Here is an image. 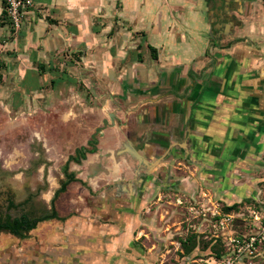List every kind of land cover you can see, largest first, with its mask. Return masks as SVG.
<instances>
[{
  "label": "crops",
  "instance_id": "obj_1",
  "mask_svg": "<svg viewBox=\"0 0 264 264\" xmlns=\"http://www.w3.org/2000/svg\"><path fill=\"white\" fill-rule=\"evenodd\" d=\"M4 7L0 0V66H16L23 83L36 73L33 113L74 138L103 127L100 140L116 135L114 145L122 132L136 156L144 145L162 153L167 170L202 167L201 180L218 183L215 197L228 205L250 197L229 183L264 150V0H34L14 32ZM254 30L256 51L243 41ZM128 212L72 246L68 226L41 232L49 260L38 264H139Z\"/></svg>",
  "mask_w": 264,
  "mask_h": 264
},
{
  "label": "flooded vegetation",
  "instance_id": "obj_2",
  "mask_svg": "<svg viewBox=\"0 0 264 264\" xmlns=\"http://www.w3.org/2000/svg\"><path fill=\"white\" fill-rule=\"evenodd\" d=\"M234 6L235 1H232L225 13L229 19L235 18ZM33 115L36 116V113ZM42 115L44 118L38 119L37 127L38 130L43 128L41 132L44 136L49 129V141L41 138L39 135L42 133L35 131L33 127L28 129L31 150L30 157L24 158L27 168L21 166L23 163L19 162L18 157L22 153L15 149L17 145L14 139H19L18 135L14 139L13 136L10 137V141L7 133L9 126L13 134L18 132L24 121L21 122L18 117L16 123L8 121L0 128V137L5 142L6 150L8 149L6 159L0 158V226L4 227L0 233L8 234V238L2 239L3 243L0 242V258H3L5 251L15 246L18 248L13 252L20 254L25 245L23 243L36 239L45 229L71 225L74 227L78 224L83 226L87 217L91 216L90 220L96 221L105 214H118L122 209L132 208L135 194H144L151 186L155 187L151 191L156 192L157 188H165L171 182L169 170L161 166L167 158H162V153L152 155V150L145 145L136 147L139 153L136 156L131 151V141L126 140L124 145L122 140L126 137L122 136V132L121 139L117 140L119 143L116 141L114 145L107 139H113L116 135L100 140L104 135L103 127L96 128L88 140L83 132H76L79 134L74 138L72 133L70 136L66 134L61 127L63 124L55 123L54 118L47 114ZM3 165H13L16 168L10 170L2 168ZM55 166L58 174L55 173ZM152 169L155 170L152 172ZM162 169H166L165 174L161 172ZM94 170L100 176L98 180L89 177L88 173ZM69 174H72L74 180L69 181ZM200 174L199 171L198 177ZM163 175H166L165 180ZM155 181L160 184L157 185ZM77 188H82L86 196L75 197ZM122 191H126L127 195L123 196ZM143 197L140 202L144 201ZM92 198L97 203L101 201L97 205L95 201L92 203ZM24 247L29 255L36 253L32 249L33 245Z\"/></svg>",
  "mask_w": 264,
  "mask_h": 264
},
{
  "label": "rangeland",
  "instance_id": "obj_3",
  "mask_svg": "<svg viewBox=\"0 0 264 264\" xmlns=\"http://www.w3.org/2000/svg\"><path fill=\"white\" fill-rule=\"evenodd\" d=\"M254 14H258V12L255 10ZM249 21L248 24L250 25L254 19ZM9 28L12 32L16 31L12 26ZM243 41L248 47L253 48L256 51V46L258 43H261V38L256 37V30H254L244 38ZM36 76L37 75L34 71L29 72L23 83L20 81L21 75L16 70V66H0V128L3 125L5 126L8 121L10 123H16V118L18 117H20L21 122L24 121L18 132L13 134L9 126L8 129L10 130H8L7 133L9 134L8 140L10 141V137L13 136L12 139H14L18 135L19 139H14V142H16L17 145L15 149H19L18 151L22 153L21 156L18 157L19 162L23 163L21 166L26 168L28 166L26 165L27 161H25L24 158L30 157L29 150H31L30 132L28 129L33 127L37 132L43 130V128L38 130L37 122L38 119L43 120L42 118H44V116L39 115L38 113H36L37 117L34 116V113L30 109V103L27 102L29 99V95L27 94L31 93V89L37 87L35 85H30V83L33 84L37 81ZM27 79L31 81H27ZM2 101L4 103H2ZM45 132V136L42 132V135L39 136L46 139L48 142L49 129ZM4 143L5 142H3L0 137V158L6 159L8 149L6 150ZM253 162L254 164L247 171H240L238 177L234 176L230 179H234L233 182L229 183L233 188H236L238 191L249 190L250 197L248 199H241L239 208L231 212L236 214V217L228 226L227 230H225L226 232L232 230L235 233L240 234L252 232V212L256 211L260 216H264V150L259 151L257 159L253 160ZM187 163L191 168H183L182 166L181 168H177L174 166L175 168L171 167L169 169L171 182L167 187L157 188L156 192H154L151 190L155 187L151 186V188H148L144 194L141 193L142 196L141 194H135L136 198L131 210L136 215L137 220L134 223V217L131 214L130 216H127L126 219H128V222L131 224V231H129L128 238L137 245V251L140 250V248L142 250L141 254H134L138 256L139 259L143 260L139 261V264H179L184 257L181 253L182 248L179 240L185 238L190 232L195 231L199 233L204 240L218 237L217 235H220V238L223 236L224 230L216 225L221 217L224 216L222 207L228 204H226L223 199L215 197L217 195L216 191L219 190V186H217L218 183L203 182L200 177H198L200 169L199 171L195 170V172L192 173L194 167L191 162ZM6 167L10 170L16 168V166L13 165L2 166V168ZM161 172L165 174L164 172H166V169H162ZM55 173L58 174L57 166H55ZM96 173L97 172L94 170L90 171L88 174L92 179L98 180L100 176ZM163 176L165 180L166 175ZM156 184L159 185L160 183L156 182ZM229 184L225 183L227 186H229ZM75 192L74 196L77 198L78 195H82V197L86 196V193H84L82 188H77ZM121 193L123 196L127 195L126 191H122ZM141 197L144 198L143 202H140ZM122 200H124V198ZM179 200L182 202L179 203ZM94 201L95 199L92 198V203H94ZM100 201L101 200L98 202L100 203ZM82 202L85 203L84 200H82ZM95 202L97 205L99 204L97 201ZM81 207H83V205ZM128 209L130 208L122 209L118 214L115 213L116 211H113L115 215L105 214L102 219L96 221L90 220L91 216L87 217V222H83V226H80L79 224L74 227L73 225H71V227L68 226L67 228L72 232V236L75 237L73 238L75 240H70L72 241L70 246L74 244L73 242L80 241L82 236H86V233H90L89 231H92L93 227L104 225L107 221H110V219L123 220L125 212L129 213ZM56 228L58 231L59 226ZM52 229L54 228H51L50 230ZM46 230L47 229H45V231ZM81 230H83V232H81ZM95 232H97V230ZM125 232L126 230L124 233ZM7 235V233H0V242H2V239L8 238ZM40 238H42V236L38 235L36 239L32 238L29 242L23 243L25 245H23L22 249H24V246L26 245H33L32 249L36 250L35 254L29 255L27 252L17 254L16 252H13L18 248V246H15L14 248L5 251L6 253L3 258H0V263L38 264L43 260H49V258L45 257L47 250L46 247L43 248L44 250L40 249L43 246V243L39 244L38 242ZM119 241H122V239L119 238ZM195 252L200 254L199 250H196ZM23 255H25V257H23ZM150 256L155 258L151 263L147 261ZM206 257L207 256L203 257L201 254L196 255L191 259L190 263L201 264L200 259ZM22 258L25 260V263L20 260ZM251 261L254 264H264V242L260 245L257 255L252 258Z\"/></svg>",
  "mask_w": 264,
  "mask_h": 264
},
{
  "label": "built area",
  "instance_id": "obj_4",
  "mask_svg": "<svg viewBox=\"0 0 264 264\" xmlns=\"http://www.w3.org/2000/svg\"><path fill=\"white\" fill-rule=\"evenodd\" d=\"M6 4L10 25L17 31L22 25L25 12L34 6V0H6ZM181 202L179 200V203ZM235 217L234 213H226L216 225L224 230L221 236L225 246L224 254L221 257L201 258V264H254L251 259L257 255L260 245L264 242V216H260L256 211L252 212V232L245 234L235 233L233 230L226 232Z\"/></svg>",
  "mask_w": 264,
  "mask_h": 264
},
{
  "label": "trees",
  "instance_id": "obj_5",
  "mask_svg": "<svg viewBox=\"0 0 264 264\" xmlns=\"http://www.w3.org/2000/svg\"><path fill=\"white\" fill-rule=\"evenodd\" d=\"M5 1V9H4V19L10 24L8 17H7V4L6 0ZM40 71L42 73H45L44 66H41ZM77 159V158H76ZM70 175V179L74 180L73 177H71L72 174ZM241 203L235 202L231 205H224L222 207L223 214L226 213H231L232 211H235L239 208ZM4 227L0 226V231L3 230ZM179 243L182 248V256H187L195 252L196 250H199L200 252H207V256H216V257H221L224 252H225V246L222 241V238L220 237H212L209 240H204L201 238V235L195 231L190 232L186 235L185 238H181L179 240Z\"/></svg>",
  "mask_w": 264,
  "mask_h": 264
}]
</instances>
